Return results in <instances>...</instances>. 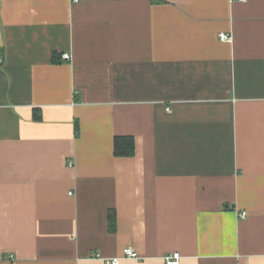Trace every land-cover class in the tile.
<instances>
[{
  "label": "crops",
  "instance_id": "obj_1",
  "mask_svg": "<svg viewBox=\"0 0 264 264\" xmlns=\"http://www.w3.org/2000/svg\"><path fill=\"white\" fill-rule=\"evenodd\" d=\"M0 54V264H264V0H0Z\"/></svg>",
  "mask_w": 264,
  "mask_h": 264
},
{
  "label": "built area",
  "instance_id": "obj_2",
  "mask_svg": "<svg viewBox=\"0 0 264 264\" xmlns=\"http://www.w3.org/2000/svg\"><path fill=\"white\" fill-rule=\"evenodd\" d=\"M73 2H77V0H71ZM245 1V0H243ZM219 40L221 42H229L231 40V36L227 35V34H219ZM63 59L65 60H69L70 57L68 55H64ZM3 61V57L0 54V64ZM246 213L242 212L240 214L241 218H245ZM95 259L97 260H102L104 261L106 264H120L121 260H125V259H130V260H139V256L138 254L132 249V248H125L122 251V256L121 257H117V258H112V259H104L102 258L100 255H96L94 256ZM164 263L165 264H181V256L179 253H173V254H169L168 256H166L164 258Z\"/></svg>",
  "mask_w": 264,
  "mask_h": 264
},
{
  "label": "trees",
  "instance_id": "obj_3",
  "mask_svg": "<svg viewBox=\"0 0 264 264\" xmlns=\"http://www.w3.org/2000/svg\"><path fill=\"white\" fill-rule=\"evenodd\" d=\"M78 134V126L75 124ZM134 139L131 136H117L113 140V153L115 157H132L134 155Z\"/></svg>",
  "mask_w": 264,
  "mask_h": 264
}]
</instances>
